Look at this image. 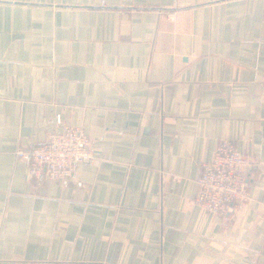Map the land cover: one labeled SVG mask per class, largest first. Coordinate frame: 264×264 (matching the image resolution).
<instances>
[{
	"label": "crops",
	"instance_id": "0c3cea01",
	"mask_svg": "<svg viewBox=\"0 0 264 264\" xmlns=\"http://www.w3.org/2000/svg\"><path fill=\"white\" fill-rule=\"evenodd\" d=\"M57 115L95 158L29 179ZM223 139L226 221L192 201ZM0 264H264V0H0Z\"/></svg>",
	"mask_w": 264,
	"mask_h": 264
},
{
	"label": "built area",
	"instance_id": "2783aa9c",
	"mask_svg": "<svg viewBox=\"0 0 264 264\" xmlns=\"http://www.w3.org/2000/svg\"><path fill=\"white\" fill-rule=\"evenodd\" d=\"M15 155L26 162L27 178L59 181L70 178L77 163L90 162L95 158L92 141L84 130L64 122L58 115L56 127L49 131L43 143L19 146ZM252 164L231 140H221L212 158L201 164L193 203L228 220L241 204L251 198L249 179Z\"/></svg>",
	"mask_w": 264,
	"mask_h": 264
}]
</instances>
